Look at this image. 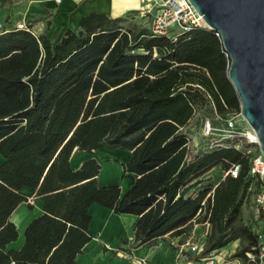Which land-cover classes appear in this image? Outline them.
I'll return each instance as SVG.
<instances>
[{
	"label": "trees",
	"instance_id": "trees-1",
	"mask_svg": "<svg viewBox=\"0 0 264 264\" xmlns=\"http://www.w3.org/2000/svg\"><path fill=\"white\" fill-rule=\"evenodd\" d=\"M138 12L89 13L58 41L32 27L0 32V264H77L94 203L138 217L131 247L165 235L183 240L209 223L197 259L239 241L232 258L259 264L253 199L263 181L251 174L259 145L228 139L190 153L185 131L201 110L241 112L222 39L209 28L155 35L151 15L149 26L133 21ZM103 146L131 152L124 193L99 184L96 159L71 167L75 152ZM235 167L237 176L227 173ZM215 168L225 177L190 193ZM24 187L44 201V213L28 225L22 248L8 249L19 236L10 217L28 201Z\"/></svg>",
	"mask_w": 264,
	"mask_h": 264
},
{
	"label": "crops",
	"instance_id": "crops-1",
	"mask_svg": "<svg viewBox=\"0 0 264 264\" xmlns=\"http://www.w3.org/2000/svg\"><path fill=\"white\" fill-rule=\"evenodd\" d=\"M8 5H13L12 9ZM26 5L32 6L27 16H31V12L34 11L40 14L53 12L54 16L49 20L45 19L42 27L37 26L38 31L33 27L32 29L37 34H45L54 41L60 40L68 28L78 30L80 20L89 13H105L116 18L132 10H140L142 7L141 0H0V32L14 29L13 24L6 25V21L16 19L19 10L23 12ZM109 150H114V153ZM130 157L131 152L128 150L103 146L93 153L75 152L70 163L73 170H78L86 160L96 159L101 165L98 182L101 186H108L119 183L113 180V177H123L122 164ZM4 162L5 158L0 156V163ZM222 171L218 183L226 175V172ZM123 178L128 180L127 185L121 187L124 193L132 180L130 177ZM199 185L192 188L190 193L196 194L204 188L198 187ZM21 193L28 197V201L22 203L10 217L17 226L19 236L16 241L7 245L8 249H21L25 243V231L28 225L34 218L44 213V201L32 196L34 189L24 187ZM29 203L33 204V208L28 207ZM89 214L92 218L89 227L91 240L77 256V264H206L203 258H196L198 253L190 251V244H198L202 247L210 231L209 223H196L192 234L183 240L181 236L165 235L153 246L131 247L138 220L136 215L116 214L112 209L98 203L92 204ZM238 245L239 241L231 243V252H234Z\"/></svg>",
	"mask_w": 264,
	"mask_h": 264
},
{
	"label": "water",
	"instance_id": "water-1",
	"mask_svg": "<svg viewBox=\"0 0 264 264\" xmlns=\"http://www.w3.org/2000/svg\"><path fill=\"white\" fill-rule=\"evenodd\" d=\"M230 56L241 114L264 155V0H189Z\"/></svg>",
	"mask_w": 264,
	"mask_h": 264
},
{
	"label": "rangeland",
	"instance_id": "rangeland-1",
	"mask_svg": "<svg viewBox=\"0 0 264 264\" xmlns=\"http://www.w3.org/2000/svg\"><path fill=\"white\" fill-rule=\"evenodd\" d=\"M12 9L13 5H8ZM24 7V11L19 10V14L13 21H6V25L13 24L12 28L20 27H33L35 31H38L37 26L42 27L46 20H49L53 15V12H47L45 14H40L36 11L31 12V16H27L32 6L28 8ZM34 9V8H33ZM36 9V8H35ZM138 14L133 18V21L142 23L144 25H150V17L148 15H142L141 9L138 10ZM244 119V118H243ZM242 119L241 112H231L226 115H220L219 113H210L206 110H201L196 113V115L189 122L188 126L185 128L190 142L189 149L190 153H198L209 150L219 144H229L226 140L234 142L235 145L240 146V144L246 145L249 141L245 137V133L248 130V123ZM210 122V131L205 128L207 122ZM233 122V124H230ZM251 129V128H250ZM254 150V148L252 147ZM109 152L114 153V150H109ZM223 171L221 169H213L204 178L203 184L198 187H214L219 178L222 176ZM124 177V176H123ZM113 177V180L119 182L116 185L124 187L127 185L128 180L126 178ZM124 179V180H122ZM260 179V178H259ZM253 210V204H248L245 208L246 218L249 216L250 211ZM231 244L227 246L223 251L215 252L214 255L218 256L220 264H243L238 258H232V255L236 251L231 252ZM191 251V250H190Z\"/></svg>",
	"mask_w": 264,
	"mask_h": 264
},
{
	"label": "built area",
	"instance_id": "built-area-1",
	"mask_svg": "<svg viewBox=\"0 0 264 264\" xmlns=\"http://www.w3.org/2000/svg\"><path fill=\"white\" fill-rule=\"evenodd\" d=\"M141 3V14L152 16L151 30L155 35H172L176 38L180 34L194 28H208L203 17L189 0H141ZM230 124H233V122ZM205 128L210 131L211 126L209 121L206 123ZM250 128L248 125L245 137H247L250 143L258 144L256 134ZM227 173L237 176L238 167L231 169ZM251 174L258 176L263 181L261 190L255 194L253 202L255 216L259 220L257 228V258L259 264H264V155L261 152L252 159ZM190 249L192 252L199 254L202 247L198 244H190ZM203 260L206 264H220L214 253L204 257Z\"/></svg>",
	"mask_w": 264,
	"mask_h": 264
}]
</instances>
